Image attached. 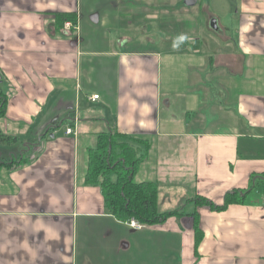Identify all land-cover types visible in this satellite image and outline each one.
I'll list each match as a JSON object with an SVG mask.
<instances>
[{"label":"crops","instance_id":"1","mask_svg":"<svg viewBox=\"0 0 264 264\" xmlns=\"http://www.w3.org/2000/svg\"><path fill=\"white\" fill-rule=\"evenodd\" d=\"M56 12L76 24L55 32ZM188 22L191 45L156 46ZM0 90V144L21 146L0 161L25 159L0 168V264H264V0H0ZM109 129L140 138L134 177L181 215L134 229L107 210L84 175Z\"/></svg>","mask_w":264,"mask_h":264},{"label":"trees","instance_id":"2","mask_svg":"<svg viewBox=\"0 0 264 264\" xmlns=\"http://www.w3.org/2000/svg\"><path fill=\"white\" fill-rule=\"evenodd\" d=\"M66 21H70L72 25H75L76 14L74 12H56L51 23V25L54 26L55 32L61 30ZM6 103L7 97L0 90V117L4 115ZM119 136L126 139H134L133 137L123 134H119ZM2 139L9 141L13 140L11 137L5 138L0 135V141ZM109 145H111L113 149V140H111L109 134H107V132L98 133L95 145L96 149L93 150L89 148L87 151L88 163L84 180L86 183H99L105 207L113 216L121 221H126L133 217L143 224L152 225L162 223L169 216L182 214L179 210L159 212L157 208L156 183L153 181L137 182L133 179L140 158L136 157V153L130 145L120 147L121 157L127 162L122 165L118 163L119 161L114 163V158L108 156L107 148ZM22 162H25V159L16 162L11 160L8 163L0 161V165L13 166V164ZM123 165V169L130 166L128 168L129 170L125 172L119 171L118 167H122ZM110 166L112 170L99 181L98 179L102 176V171H107ZM110 173H114L115 177L111 178ZM249 190L250 189L246 191L233 190L227 192L220 205H215L203 197H198L197 202L200 204H207L214 210H221L226 208L229 204L240 203ZM191 216H193L194 249L196 251V247L203 236V232L198 226L197 213L194 211L191 213Z\"/></svg>","mask_w":264,"mask_h":264},{"label":"rangeland","instance_id":"3","mask_svg":"<svg viewBox=\"0 0 264 264\" xmlns=\"http://www.w3.org/2000/svg\"><path fill=\"white\" fill-rule=\"evenodd\" d=\"M200 5H201V9L198 8L199 7V3H197V5L195 6L196 7L195 10H198V9L200 10L199 21L200 20L201 21H205V20H207L208 12H207V10L203 9L202 7H204L206 4L204 3L203 5L202 4H200ZM192 9L193 8H191L190 10H192ZM196 13L198 14V12H196ZM197 20H198V18L196 19V21ZM153 25L155 27V21H152V22L147 21V22H144V26L142 28L145 30L147 27H149V29L152 30ZM186 28H189V30L194 29L192 23H190V22H188L187 25L185 24L184 28H183L182 24H180V23H176L175 25L174 24L171 25L170 29H168V31H162V32L167 33L166 35L165 34L164 35L168 37V39H169L168 43L161 44L160 42L159 43L157 42L156 46H159V45L166 46V45H170V43H173L175 45L179 44V43H188L189 45H191V42L187 39V37H184L185 35L181 33L182 29L186 30ZM123 34L124 35H131L133 37H137V36H140L142 33H140L139 29H137V28L135 30H133V28H127L126 26H122L120 28L119 35L122 36ZM152 36H156L158 38V34H154L153 33ZM142 37H144L143 39L148 38L147 35L146 36H142ZM165 65H163V70H162L163 82L166 79V66ZM107 134H109V137H111V140H113V149L111 148V145H109V147L107 148L108 156H111L112 158H114V160H115L114 163H117L119 161L118 163L120 165H122L124 163L126 164L127 162H125V160L121 157L120 147L124 146V145L125 146L126 145L127 146L130 145L134 149V145L136 144V141L139 142L140 138H136L135 139L136 141L134 139H126V138H123V137L119 136L118 132H116L113 129H109L107 131ZM95 145H96V139H93V141L91 143V146L93 148H91V149H93V150L96 149ZM20 148H21V146H19L18 144H11V145H7L6 143L0 144V160L7 161L8 160V154L10 152H12L13 154H18L19 155L21 153V151L19 152ZM16 150H18V151L16 152ZM12 161L13 162L22 161V156L21 157H13ZM87 163H88V161H87ZM113 164H111V165H113ZM123 167H124V165L122 167H118V170L125 172V171L129 170L128 168L130 166H127V168H124V169H123ZM0 168H5V165H0ZM111 170L112 169H111V166H110L107 171H102V176H100V178L98 180L100 181L102 179V177L105 176ZM110 174L109 175H110L111 178L115 177L114 173H110ZM138 178H140V177L135 176L134 180L137 181ZM195 200L198 201L197 198H195ZM191 208H193V206H186V210H189Z\"/></svg>","mask_w":264,"mask_h":264},{"label":"built area","instance_id":"4","mask_svg":"<svg viewBox=\"0 0 264 264\" xmlns=\"http://www.w3.org/2000/svg\"><path fill=\"white\" fill-rule=\"evenodd\" d=\"M65 26H72V25H71L70 22H66L65 23ZM97 97H98V95H96V94L95 95H92L91 100H95V99H97ZM65 133L66 134H70L71 133V128L70 127H67L65 129ZM125 222H126V224L128 226H130L131 228H134V229H141V228L144 227V224L143 223H141L140 221H138L137 219H135L133 217L130 218V219H128V220H126Z\"/></svg>","mask_w":264,"mask_h":264},{"label":"water","instance_id":"5","mask_svg":"<svg viewBox=\"0 0 264 264\" xmlns=\"http://www.w3.org/2000/svg\"><path fill=\"white\" fill-rule=\"evenodd\" d=\"M196 0H185V2L186 3H189V4H191V3H194Z\"/></svg>","mask_w":264,"mask_h":264}]
</instances>
